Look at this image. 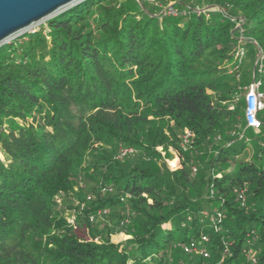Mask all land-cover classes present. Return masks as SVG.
I'll use <instances>...</instances> for the list:
<instances>
[{
    "label": "trees",
    "instance_id": "trees-1",
    "mask_svg": "<svg viewBox=\"0 0 264 264\" xmlns=\"http://www.w3.org/2000/svg\"><path fill=\"white\" fill-rule=\"evenodd\" d=\"M44 25L0 46V264H264V111L248 133L242 97L264 93V0H83ZM155 118L189 136L179 168Z\"/></svg>",
    "mask_w": 264,
    "mask_h": 264
},
{
    "label": "rangeland",
    "instance_id": "rangeland-1",
    "mask_svg": "<svg viewBox=\"0 0 264 264\" xmlns=\"http://www.w3.org/2000/svg\"><path fill=\"white\" fill-rule=\"evenodd\" d=\"M83 1V0H82ZM171 4H173V2L168 3L167 6L163 7V10L170 6ZM76 5V4H75ZM74 6V5H73ZM195 6V5H194ZM72 7V6H71ZM211 7L206 6L205 4L201 7H195L194 9H190L192 11H197L198 13H205L207 14L208 10ZM212 9V8H211ZM67 10V9H66ZM53 17V16H52ZM52 17H48L45 18L39 22H37L36 24H34V26H32L31 28L28 29H24L16 34H14L10 39H8L6 42L0 44L3 45L5 43H9L10 41H14V40H19L21 37H24L26 33H31L37 30H40L41 27H44L45 22L47 20H49ZM236 21V20H234ZM239 23L237 22V27H239ZM45 28V27H44ZM42 28L44 31L45 29ZM242 97H245V93L242 94ZM150 119V118H148ZM153 121V131L158 132L159 134H163V137L167 143V148L166 149H162L161 146L157 147V150L160 152V158L157 160L165 169L168 170H173L176 168H179L181 166V162H187L186 158L183 157V155L181 154L179 149L185 150V148H188L189 146H187V143H189V140L187 139L188 137H184L181 136V138L184 140L183 142H177V144H174V146L172 145L171 141L168 139V137L171 135V132L169 130V125H171V121L168 118H155L152 120ZM248 133L251 134H256L257 130L256 129H251L250 131H248ZM177 146V147H176ZM130 152H134L135 149H129ZM3 159V155L0 152V161ZM192 168L193 166L189 169L190 173H192ZM196 169H198V166H195ZM77 202V201H76ZM67 218L69 220V222L71 223L72 227L75 230V234L81 238V239H90L89 234H88V229L85 226H78L75 224L76 219L73 217V215L71 214V210H69L67 212ZM89 220L91 221L92 224L96 223V222H100V221H105L106 218L105 217H98L96 220L93 219L92 217L89 218ZM103 223V222H101ZM129 238L128 235H126L124 232L122 231H117L116 233L112 234L110 236V241L114 244H122L124 242H126V240ZM91 240V239H90ZM94 241H98L97 239H94ZM224 254L227 256L228 255V250H224Z\"/></svg>",
    "mask_w": 264,
    "mask_h": 264
},
{
    "label": "water",
    "instance_id": "water-1",
    "mask_svg": "<svg viewBox=\"0 0 264 264\" xmlns=\"http://www.w3.org/2000/svg\"><path fill=\"white\" fill-rule=\"evenodd\" d=\"M82 0H0V44Z\"/></svg>",
    "mask_w": 264,
    "mask_h": 264
},
{
    "label": "built area",
    "instance_id": "built-area-1",
    "mask_svg": "<svg viewBox=\"0 0 264 264\" xmlns=\"http://www.w3.org/2000/svg\"><path fill=\"white\" fill-rule=\"evenodd\" d=\"M163 14L165 15H175V11L171 6L166 7L163 11ZM243 51L240 50L239 53L241 54ZM259 72H261V65L258 69ZM245 89V111H244V117L246 126L258 129L261 126V122L258 119V113L261 111H264V93L260 90V81L258 79H253ZM129 151V150H128ZM126 152V150H123L121 152V155H123ZM196 171V168L193 167V172ZM239 198L241 200V205H244L245 202V196L243 191L239 193ZM208 241V238L206 235L201 234L200 238L198 240H190L183 246L184 253H200L202 256L207 257L208 253L206 249L202 246L204 243Z\"/></svg>",
    "mask_w": 264,
    "mask_h": 264
}]
</instances>
